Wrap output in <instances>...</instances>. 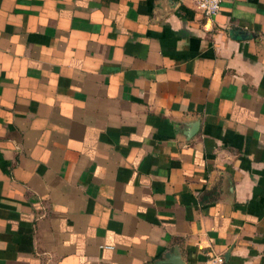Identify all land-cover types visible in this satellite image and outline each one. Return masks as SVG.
<instances>
[{
    "label": "crops",
    "instance_id": "0c3cea01",
    "mask_svg": "<svg viewBox=\"0 0 264 264\" xmlns=\"http://www.w3.org/2000/svg\"><path fill=\"white\" fill-rule=\"evenodd\" d=\"M0 0V264H264V0Z\"/></svg>",
    "mask_w": 264,
    "mask_h": 264
},
{
    "label": "built area",
    "instance_id": "2783aa9c",
    "mask_svg": "<svg viewBox=\"0 0 264 264\" xmlns=\"http://www.w3.org/2000/svg\"><path fill=\"white\" fill-rule=\"evenodd\" d=\"M196 4V10L205 18H214L219 14L222 7V0H193ZM204 264H227L224 254L218 253L209 257Z\"/></svg>",
    "mask_w": 264,
    "mask_h": 264
},
{
    "label": "water",
    "instance_id": "95a60500",
    "mask_svg": "<svg viewBox=\"0 0 264 264\" xmlns=\"http://www.w3.org/2000/svg\"><path fill=\"white\" fill-rule=\"evenodd\" d=\"M226 258H229V255L228 254H226ZM178 264H183V263H178Z\"/></svg>",
    "mask_w": 264,
    "mask_h": 264
}]
</instances>
